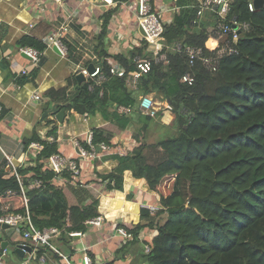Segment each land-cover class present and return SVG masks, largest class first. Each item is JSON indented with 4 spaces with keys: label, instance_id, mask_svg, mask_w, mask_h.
Returning <instances> with one entry per match:
<instances>
[{
    "label": "trees",
    "instance_id": "trees-1",
    "mask_svg": "<svg viewBox=\"0 0 264 264\" xmlns=\"http://www.w3.org/2000/svg\"><path fill=\"white\" fill-rule=\"evenodd\" d=\"M250 1L230 0L226 22L232 27V20L249 24V30L242 31L235 41L232 35L219 37L217 14L208 12L206 20L194 24L200 3L178 0L179 12L165 25V46L157 57L147 52L146 41L127 54L109 55L105 33L112 12L108 13L97 46L102 45L98 52L106 58L101 65L105 80L97 84L86 79L79 85L74 78L66 88L45 94L62 102L67 112L101 111L120 130H127L136 120L144 121V133L133 137L136 148L126 156H113L118 167L99 175L108 191H122L124 172L131 171L160 195L162 208L155 213L142 209V220L148 223L128 230L133 238L125 246L140 245L138 258L143 264H264V7L251 12ZM18 44L39 51L46 48L31 37ZM224 47L233 52L219 55ZM189 48L219 60L217 71L209 70L201 58L191 62ZM110 58L128 74L137 72L140 59L151 61L152 69L133 90L126 78L110 73ZM187 74L194 78L192 84L183 81ZM71 85L77 89L67 99ZM151 93L169 103L179 128L177 137L155 144H148L145 135L147 123L156 117L144 115L138 99L140 94ZM56 131L53 128L49 135ZM113 137L97 129L93 144L97 150L101 144L111 146ZM33 142L44 145L33 166L0 169V215L9 206V213L28 212L39 231H85L87 223L100 216L99 200L79 185L70 187L77 200L76 205H70L64 190L52 183L54 171L44 169L45 162L59 153L58 145L41 140L37 133L25 146ZM146 227L156 231L149 254L139 238Z\"/></svg>",
    "mask_w": 264,
    "mask_h": 264
},
{
    "label": "crops",
    "instance_id": "crops-1",
    "mask_svg": "<svg viewBox=\"0 0 264 264\" xmlns=\"http://www.w3.org/2000/svg\"><path fill=\"white\" fill-rule=\"evenodd\" d=\"M177 1L153 0L154 11L164 25H170L178 14ZM197 1L201 3L203 0ZM137 11V0H115L113 5L103 0H64L61 4L53 0H0V103L3 107L0 169L12 168L15 171L14 161L21 159L20 167L33 166L38 156L33 154L30 146H25V141L36 133L41 140L56 143L58 154L70 160L79 159L77 144L84 145L89 132L101 129L114 136L109 150L101 151L94 160L79 161V178L68 183L64 175L54 172L52 183L65 189L69 200H76L70 187L81 185L88 189L99 200V217L103 220L100 227L88 224L81 236L71 237V233L61 231L59 236L52 238V245L71 264H83L86 254L90 255L94 264H143V260L138 258L140 245L125 246L127 240L117 230L120 227L133 230L140 223H148L142 220V209L155 213L162 208L160 195L150 190L144 179L134 178L131 171L124 172L122 191H108L99 178V175L111 173L118 167L119 162L113 156H126L138 145L133 139V125L127 130H120L112 121L105 119L101 111L82 114L75 110L66 111L64 123L60 124L50 111L54 105L64 109L62 102L52 101L45 95L49 90L66 88L68 82L73 83L83 69L102 65L106 58L98 52L102 45L97 46L108 13L112 12L105 33L108 54H127L140 48L145 40L140 32ZM208 12L204 13L202 21L210 15ZM63 27L68 28L63 39L68 48L66 56L45 43L49 35ZM24 37H31L46 46L41 51L42 60L37 66L20 52L23 47L18 43ZM148 51L155 56L150 46ZM109 61L112 65H121L113 58ZM76 89L75 85H71L66 98L69 99ZM35 94L41 96L40 101L34 100ZM45 113L49 114L44 117ZM53 128H57L56 134L49 135ZM49 168L46 161L44 169ZM16 233L17 237H9L0 229V264H68L48 247H32V254H17L16 242H30L26 241L23 232L16 230ZM140 235L141 240L151 242L156 231L146 227ZM4 243L9 244L6 249L3 248ZM42 257L46 259L44 263L39 261Z\"/></svg>",
    "mask_w": 264,
    "mask_h": 264
},
{
    "label": "built area",
    "instance_id": "built-area-1",
    "mask_svg": "<svg viewBox=\"0 0 264 264\" xmlns=\"http://www.w3.org/2000/svg\"><path fill=\"white\" fill-rule=\"evenodd\" d=\"M57 4H61L64 0H53ZM108 5L115 4V0H103ZM138 1V11L137 17L139 26L145 32L144 40L155 51V57H157L164 49V32H165V25L163 24L160 16L158 13L154 11L153 0H137ZM249 10L251 12L260 11L256 9L254 5V1L251 0L249 3ZM209 11L211 13L217 14L219 17V25L217 33L219 37H225L226 35H232L233 40L238 41L240 39V33L242 31L246 32L249 30V24L247 23H239L232 20V24L227 23V18L231 11V2L230 0H203L200 3L197 19L194 24H197L198 21L203 17L204 13ZM68 31L67 27H63L58 32H54L53 34L49 35L45 39V43L51 48H57L58 52L62 56H66L68 54V48L66 47L65 43L63 42L64 36ZM178 50L181 49V45L177 46ZM188 54L191 59V62L195 61L198 58L203 59L205 66L211 71H217L219 60H214L210 57H204L202 50L200 49H193L189 48ZM20 52L25 54L27 57L30 58L33 65L37 66L40 64L43 56V52L29 47H23L20 49ZM233 50L230 47H224L219 50V55L223 56L225 53H232ZM152 69L151 61L148 59H140L137 66V72L128 74L125 69L121 66L112 65L110 69V73L112 75L126 78L127 84L133 89L138 88L139 81L144 74H148ZM26 73V71H24ZM81 74L86 79H93L97 81V84H101L105 80V76L102 72L101 65L95 66V72L90 73L88 69H83ZM194 78L187 74L183 77V81L185 83L192 84ZM92 88V87H91ZM34 100L40 101L41 96L39 94H35L33 97ZM157 102L154 100L152 95H145L142 97L140 101V110L143 112L144 115L150 117H156L159 110H157ZM126 112L130 113V109H124ZM3 115V107L0 103V121ZM88 137L85 140V144L89 147L88 149L85 148L84 145L77 144L78 151H79V161L82 160H94L98 157V153L101 151H107V147L104 144L100 145V148L97 150L95 145L93 144V133H88ZM50 141V140H49ZM30 148L33 150V154L38 156L43 150L44 145L40 143H33L30 145ZM110 149V148H109ZM99 151V152H98ZM78 160H70L65 157H62L59 154H55L51 156L47 160L48 167L52 169L55 173L59 175H63L64 172L68 171L71 173L73 178L80 177L81 169L80 163ZM16 171V170H15ZM17 178L22 186V179L17 174ZM9 206L5 207L6 213L0 215V226L7 224L11 228L18 229L21 228L23 232V236L26 241L30 242L29 244H25L29 247H48L60 257L64 258L68 264H71L67 257L63 256L59 251L52 245L51 240L55 236H59L61 234V230L58 228H50L43 231L37 230L34 225L32 224L31 218L29 213L27 212L26 215L22 214H15L8 212ZM102 218L98 217L89 221L87 224L100 227L102 225ZM118 233L124 237L125 240L129 241L133 238V234L129 232L127 229L120 227L118 228ZM82 232H73L70 234L71 237L81 236ZM145 253L149 254L151 252L152 246L151 242H146L144 244ZM39 261L44 263L46 259L44 257L40 258ZM83 264H94L90 255L86 254L83 257Z\"/></svg>",
    "mask_w": 264,
    "mask_h": 264
},
{
    "label": "rangeland",
    "instance_id": "rangeland-1",
    "mask_svg": "<svg viewBox=\"0 0 264 264\" xmlns=\"http://www.w3.org/2000/svg\"><path fill=\"white\" fill-rule=\"evenodd\" d=\"M164 42H165V40H164ZM147 52H148V50H147ZM149 54H151V53H149ZM151 95H152V97L154 98V100L158 104V106H157V110H159L158 113L159 114L163 113V115L161 117H159V116L157 117L156 116V118H154V120L152 122L147 123L148 125H147V130H146V135H145L146 142L148 144H155V143H157V142H159L161 140H164V139L177 137L178 134H179V128H178V125H177V122H176V120H177L176 119L177 118L176 114L173 112V110H171V107L169 106V103L166 100L158 99L157 97H155V95L153 93H151ZM142 97H143V95L140 94L138 96V99L141 100ZM144 125H145L144 121H142V122H138V120L134 121L133 129H132L133 137H134V135H138L140 133L142 135L144 133L143 132V129H144L143 126ZM89 133H93V135H94V132H89ZM88 136L89 135H87V137ZM104 145L107 147V150H109L110 146H108L107 144H104ZM98 156H99V153H98ZM77 160L79 161V159H77ZM66 172H68V171H66ZM66 172H64L65 174H63V175L68 174ZM70 175H71V173H70ZM64 178L68 180L67 177H64ZM71 179L72 180H68V183L70 181H74L75 180V178H73L72 175H71ZM59 188H62V187L59 186ZM63 190H64V193H65V189H63ZM66 198H67V196H66ZM67 201H68V203L70 205H76L77 204V202H75L76 200H73L75 202V204H73L74 202L69 200V198H67ZM98 208H99V206H98ZM164 218H159V220L162 222L164 220ZM17 230L22 232L21 228H18ZM14 236L17 237L18 234L15 233ZM65 238L67 239V236ZM139 238L142 239V235L139 234ZM141 241L144 244H146V241H143V240H141ZM140 261H141V258H140Z\"/></svg>",
    "mask_w": 264,
    "mask_h": 264
},
{
    "label": "water",
    "instance_id": "water-1",
    "mask_svg": "<svg viewBox=\"0 0 264 264\" xmlns=\"http://www.w3.org/2000/svg\"><path fill=\"white\" fill-rule=\"evenodd\" d=\"M254 5H255L256 9L260 10V9H262L264 7V0H254ZM140 32H141V34L143 36H145V32L143 31V29L141 27H140ZM54 50L56 52H58L57 48H54ZM88 71L91 74L94 73L95 72V66L94 65L89 66ZM77 80H78L79 85H81L83 82L86 81V78L82 74H80V75H78ZM59 107L60 106H58V105H54L52 110L50 111V113L56 116V120L60 124H63L64 120H65L66 110L65 109H60ZM48 114L49 113H45L44 117H46ZM22 160L23 159H21L19 162L18 161H14V163H15L17 168L20 167ZM0 229L3 232H5L9 237H12L16 233V229L11 228L7 224H4V225L0 226ZM8 245H9L8 243H4L3 244V248L6 249V247ZM15 245H16V253L17 254H21L22 256L26 255L27 253L28 254H32V248L27 246V245H25V244H22L21 241L16 242Z\"/></svg>",
    "mask_w": 264,
    "mask_h": 264
}]
</instances>
